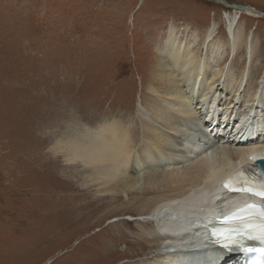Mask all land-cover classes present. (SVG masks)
I'll list each match as a JSON object with an SVG mask.
<instances>
[{"label":"rangeland","instance_id":"1","mask_svg":"<svg viewBox=\"0 0 264 264\" xmlns=\"http://www.w3.org/2000/svg\"><path fill=\"white\" fill-rule=\"evenodd\" d=\"M220 1L260 15L215 0H0V264H138L156 258V248L135 245L140 230L124 224L135 226L150 215L123 211L122 188L99 186L90 166L67 161L70 152L61 143L111 122L129 119V126H140L138 112L150 96L147 68L168 30L178 32L174 27L200 33L199 40L214 29L216 41L227 45V21L236 17L258 42V53L249 58L248 50L225 46L224 62L213 68L248 73L253 87L264 88V0ZM201 44L193 51L205 57ZM234 102L236 110L249 111L242 107L244 96ZM257 102L255 115L264 126V105ZM219 123L226 133L236 132L233 122ZM185 128L204 133L188 121ZM172 136L182 148V134Z\"/></svg>","mask_w":264,"mask_h":264},{"label":"bare ground","instance_id":"2","mask_svg":"<svg viewBox=\"0 0 264 264\" xmlns=\"http://www.w3.org/2000/svg\"><path fill=\"white\" fill-rule=\"evenodd\" d=\"M236 20L234 17L227 21V45L216 41L214 29L203 32L199 40L200 33L182 34L174 27L178 30L175 33L172 27L168 28V35L155 49V63L147 68L150 96L141 103L140 117L137 116L140 126H129V119L122 120L124 123L111 122L99 130L69 136L61 143L70 152L67 161L81 160L90 166L99 186L108 190L122 188L123 211L134 210L140 216L152 214L153 223L148 219L136 222L135 226L124 223L131 230H140L135 245H146L142 250L156 248L159 252L156 258L146 256L138 264H242L237 249L228 253L214 250L207 241L208 228L203 226L210 216L228 211L248 198L225 193L219 183L241 165L264 159V142L260 139L264 135L256 134L258 130L264 131V126H260V116L255 115L257 108L261 110L256 100L261 99L264 105V88L253 87L247 80L248 73L233 76V72L224 74L213 68L224 62L225 46L229 52L234 48L248 50L249 58L258 53V42ZM184 35L187 37L179 40ZM200 41L205 57L193 51ZM229 92V102H222ZM242 96V107L249 108L246 113L235 108L234 99ZM218 116L221 121L216 120ZM187 121L192 123V130L194 125L201 128L202 136L195 135L196 130L190 133L185 128ZM230 121V129L234 127L236 132L226 133V125L219 122ZM252 125L256 129L248 130ZM135 133L137 137H133ZM240 133L242 137H237ZM175 134L184 137L182 148L173 143ZM136 159L141 161L136 165L146 168L138 169L133 164ZM165 166L168 169H163ZM146 231L150 232L148 238ZM46 264H51V260Z\"/></svg>","mask_w":264,"mask_h":264},{"label":"snow or ice","instance_id":"3","mask_svg":"<svg viewBox=\"0 0 264 264\" xmlns=\"http://www.w3.org/2000/svg\"><path fill=\"white\" fill-rule=\"evenodd\" d=\"M236 184H243V187H234L232 182H226L223 187L228 191L245 192L264 199V182H256L242 177V175L233 178ZM242 214H234L226 217L220 223H231L239 221V224H232L226 229H209L216 243L222 247H239L244 239L264 241V211L257 206L248 205L241 210Z\"/></svg>","mask_w":264,"mask_h":264},{"label":"water","instance_id":"4","mask_svg":"<svg viewBox=\"0 0 264 264\" xmlns=\"http://www.w3.org/2000/svg\"><path fill=\"white\" fill-rule=\"evenodd\" d=\"M215 1H217L218 3L223 4L225 7H232V8H235V9L239 10V11H242V12L243 11H247V12L249 11L250 13H254L256 15H260V13L258 11H256V10H250V9H248L246 7H243V6H229L228 4H226L225 2L220 1V0H215ZM260 164L262 165L263 161H261Z\"/></svg>","mask_w":264,"mask_h":264}]
</instances>
